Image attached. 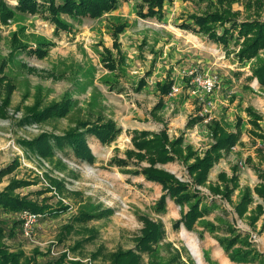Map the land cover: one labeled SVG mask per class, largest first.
<instances>
[{
    "label": "rangeland",
    "instance_id": "1",
    "mask_svg": "<svg viewBox=\"0 0 264 264\" xmlns=\"http://www.w3.org/2000/svg\"><path fill=\"white\" fill-rule=\"evenodd\" d=\"M4 1L11 8L18 5V0ZM37 3V13L16 11L5 23L0 22V78L13 86L8 104H4V95L0 96V169L18 163L1 178L0 192L11 180L29 181L30 185L15 193L67 209L38 218L28 235L23 211L0 210L4 245L12 252L35 257L37 264L54 261L62 254L67 260L108 264L105 257L109 253L134 248V238L143 228L142 218H147L163 227L164 238L152 257L159 264L168 263L175 251L186 264H264V203L252 192L253 203L248 209L263 206L253 224L239 218L233 208L245 189L252 191L259 183L247 159L256 163V149L264 147V140L250 133L255 129L249 123L251 111L259 116L264 134V81L254 75L264 65V48L249 60H239L243 38L237 32L219 44L181 28L183 22L192 23L187 20L190 15L221 10L218 0H166L161 20L141 17V0H117L114 9L96 18L53 14L48 3ZM222 5L237 14L238 22L249 18L264 21V0H232L229 6ZM142 10L146 13L147 8ZM119 27L123 29L116 34V47L114 34ZM229 27L225 22L217 27V33ZM142 79L145 85L139 89ZM168 79L173 82L171 93L163 96L161 108L153 115L160 98L156 83ZM67 100L70 109L62 118L42 123L23 120L33 106L41 110ZM196 116L202 120L185 129ZM98 120H111L122 131L108 145L86 135L94 156L92 164L79 161L68 149L55 150L53 157L44 159L23 145L42 134L63 137L79 123ZM211 120L234 132L238 123L241 134L209 172L208 182H217L220 172L230 176L234 168L239 187L231 203L207 187L195 188L205 215L191 230L181 224L175 228L188 206H179L166 195L164 208H157L167 191L133 174L148 167L147 160L132 158L125 166L113 160L126 159L125 152L134 150V130L159 133L165 129L171 139L182 135L183 147L191 145L202 156L212 143ZM154 166L179 181L192 183L178 161ZM81 214L94 218L81 222L77 220ZM226 225L238 239L228 253L221 243L232 236ZM238 250L251 253L247 261L231 259L230 254ZM143 256L147 262L149 258Z\"/></svg>",
    "mask_w": 264,
    "mask_h": 264
},
{
    "label": "trees",
    "instance_id": "2",
    "mask_svg": "<svg viewBox=\"0 0 264 264\" xmlns=\"http://www.w3.org/2000/svg\"><path fill=\"white\" fill-rule=\"evenodd\" d=\"M48 3L49 10L53 14H76V15H89L91 18H96L102 14L115 8L117 0H41ZM142 4L139 5L138 13L141 17H155L161 20L163 18V3L166 0H141ZM232 0H218L219 8L214 12H207L203 15H190L187 20L192 23H181V28L191 33L200 34L205 36L209 41L223 44L227 38H231L234 32H237L239 38H243L241 49L238 52L239 60H249L255 57L259 50L264 48V21L257 18L246 19L245 21L238 22L236 20L237 14L232 12L228 7L221 8L222 2L230 5ZM146 7V13H143V8ZM40 4L37 0H18V5L15 8L9 7L4 0H0V22L5 23L13 17L16 11L21 13L35 14L39 11ZM230 24L229 28L223 30L219 35L217 27L223 26L224 23ZM122 27L117 29L114 37V46H118L116 34L122 31ZM113 64L110 63L109 67L113 69ZM255 77L259 82L264 81V65L258 67L254 71ZM145 80L139 81V89L143 88ZM173 82L169 79L165 82H157L156 88L160 95L159 101L153 109L152 114L155 115L163 103V96L171 93ZM13 91L12 84L5 78H0V96L4 95V104L9 103V96ZM70 109V101L54 103L43 109H38L33 106L29 109L28 114L23 118L27 123H42L51 118H62L66 116ZM250 113V114H249ZM249 123L253 125L255 130L250 131L253 136L264 140V134L261 133V127L258 124L259 116L249 111ZM202 117L191 118L185 129L193 128ZM208 130L212 138V143L204 151L202 156H199L191 145L183 147L182 135L176 138H170L165 129L159 133H152L149 131L132 132L131 143L134 150H127L125 152L126 159H114L118 165L125 166L127 160L136 158L138 162L147 160L148 167L141 168V170L134 171V175H142L147 181H152L160 184L163 191H167L162 195L158 201L157 208H164L166 195L179 206H188L179 221L174 224L177 228L180 224L187 230H191L194 224L205 215V211L200 209V202L197 198L195 188L207 187L213 195H219L229 203L232 202L231 197L235 190L239 187V182L235 169L233 168L232 174L229 176L225 172H220L217 175V182H208L209 172L214 165L219 162L225 153H228L239 140L240 128L237 123L236 131H231L217 120H211L208 125ZM122 129L117 127L111 121H97L96 123L83 122L79 123L73 130L67 131L63 137H52L42 134L32 139L31 141L23 142L24 147L34 153L36 156L50 159L54 156L55 150L64 151L68 149L72 152L73 156L79 161L92 164L94 156L88 146L86 135L95 137L102 145L112 143ZM260 132V133H258ZM257 162H253L251 158L247 159V163L257 174L259 183L255 185L253 190L245 189L239 202L233 205L234 212L239 218H246L251 224L257 221L259 215L263 212V206L258 204L254 209L249 210V206L253 203L252 192L264 203V147L256 149ZM178 161L187 170L192 183H185L179 181L175 175L155 168V164H166ZM18 163H11L3 169H0V182L1 178L11 173ZM30 185L29 181L25 180H11L10 183L0 192V210L4 213L29 211L32 214L40 215H55L61 210L67 209L66 207L48 206L37 201L36 199H29L27 196L20 197L15 193L18 188H24ZM192 190V192H191ZM197 192V193H196ZM41 193V192H40ZM39 194V192H38ZM94 218L93 215L81 214L77 217L78 221L84 222ZM143 228L140 235L134 238L135 246L133 249L116 250L109 253L105 259L108 264H159L155 262L152 257L156 254V247L164 238L163 227L158 222H153L147 218H142ZM227 231L230 236L233 234L234 229L226 225ZM4 229L2 221L0 220V264H37L35 257L28 258L23 252H12L4 243ZM236 235H232L222 241L225 251L228 253L237 242ZM172 259L165 264H186L181 261V257L177 251ZM99 252L93 255L97 258ZM147 255L149 260L144 261V256ZM232 260L247 261L251 253L249 251H235L230 254ZM66 255L62 254L58 259L47 262L46 264H87L79 260H67Z\"/></svg>",
    "mask_w": 264,
    "mask_h": 264
},
{
    "label": "built area",
    "instance_id": "3",
    "mask_svg": "<svg viewBox=\"0 0 264 264\" xmlns=\"http://www.w3.org/2000/svg\"><path fill=\"white\" fill-rule=\"evenodd\" d=\"M21 217L24 220V230L25 234L28 235V232L30 231L31 227L33 226L34 222L41 218L40 215L32 214L28 211H23L21 213Z\"/></svg>",
    "mask_w": 264,
    "mask_h": 264
}]
</instances>
